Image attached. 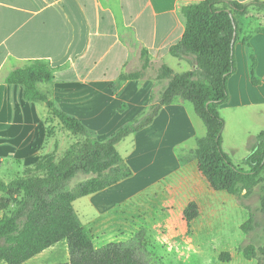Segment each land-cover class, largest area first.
<instances>
[{
  "label": "crops",
  "instance_id": "1",
  "mask_svg": "<svg viewBox=\"0 0 264 264\" xmlns=\"http://www.w3.org/2000/svg\"><path fill=\"white\" fill-rule=\"evenodd\" d=\"M201 1L205 0H0V163L19 174L55 152L57 145V140L49 142L43 135L50 118L46 103L26 101L22 86L7 84L11 72L33 61L49 62L53 80L41 84L40 90L105 140L148 112L168 84L156 75L121 81L122 74L131 72L134 58L139 61L147 52L152 66L167 65L178 73L192 70L170 50L186 30L183 7ZM236 19L237 70L229 79L230 99L220 113L226 121L223 148L238 165L235 154L243 152L245 161L264 131V11L251 10ZM206 134L193 105L177 100L118 145L119 150L129 143L124 154L119 152L132 176L80 198L97 212L82 223L96 247L131 239L141 213H148V224L149 218L153 224L165 219L158 215L163 201L157 190L180 173L201 181L209 197L232 198L225 191H210L198 175L194 154ZM166 184L164 188L172 187ZM195 200L202 216L203 207ZM222 207L228 210L226 204Z\"/></svg>",
  "mask_w": 264,
  "mask_h": 264
},
{
  "label": "trees",
  "instance_id": "2",
  "mask_svg": "<svg viewBox=\"0 0 264 264\" xmlns=\"http://www.w3.org/2000/svg\"><path fill=\"white\" fill-rule=\"evenodd\" d=\"M254 8L264 11V2L205 0L183 7L186 30L170 53L188 62L192 70L178 73L162 65L158 79L168 84L159 97L154 98L150 110L105 140H100L79 119L60 110L40 90L41 84L53 80L49 62L33 61L10 73L7 84L22 86L28 102L46 103L49 119H57L77 139L61 159H57L55 151L43 155L33 168L9 182L0 178L3 194L0 197V263L24 264L66 242L70 261L65 264H147L148 254H151L145 246L148 213L140 214L138 231L131 239L98 248L93 235L82 224L74 203L131 177L133 172L118 145L149 126L162 107L177 100L191 103L207 129L206 136L198 140L194 154L200 179L212 192L225 191L235 196L248 210L249 218L241 227L245 234L264 230V131L245 159L248 169L238 166L223 148L226 121L220 113V107L230 99L229 79L237 70L235 43L239 39V25L236 17L246 16ZM147 58L148 53L144 52L143 59ZM145 67L146 63L143 69ZM140 77L141 73L130 72L122 74L120 80ZM81 177L84 178L79 180ZM258 188L261 190L260 207L255 210L246 205L245 200ZM162 208L168 212L175 209L164 207V201ZM177 216L183 225H190L199 216L196 200L188 199ZM135 220L131 221L134 226ZM240 250L247 260L258 259L257 264H264V247L257 250L249 245ZM225 257L230 259L231 254H221L220 260Z\"/></svg>",
  "mask_w": 264,
  "mask_h": 264
},
{
  "label": "rangeland",
  "instance_id": "3",
  "mask_svg": "<svg viewBox=\"0 0 264 264\" xmlns=\"http://www.w3.org/2000/svg\"><path fill=\"white\" fill-rule=\"evenodd\" d=\"M145 63L146 67L143 69ZM132 64L133 67L129 68L131 73H141L142 76L156 75L158 78L160 67L152 66L148 58L145 60L141 56L139 61L134 58ZM162 88L164 90L166 86L164 85ZM163 90H160L159 95ZM47 125L48 127L43 130V135L47 139L50 138L49 142H53L52 138L57 140L55 155L59 160L64 152L76 142L77 138L67 131L57 119H49ZM96 135L99 138L97 133ZM126 145L119 148L123 154ZM242 154L243 152L235 154V159L239 166L245 168V156L243 157ZM5 165V163H0V178L9 182L24 174L27 169L33 168L36 163L26 167L19 174L15 171H8L5 169ZM83 178L81 177L79 180ZM166 183H172L171 195L168 193L171 188H164L167 186ZM159 186L161 189L157 191L161 193L159 196L164 201V207L169 206L175 209L167 213L160 210L158 215L165 216V219L157 221L155 224H153V219L149 218V226L145 229V246L151 254H148L147 264H257L258 259L247 260L240 247L254 245L257 250L264 247V230L261 228L249 235L242 231L241 227L248 220L249 212L235 196L232 198L228 196V200L219 197V195L209 197L204 193L206 189L201 181L186 179L183 173L173 176ZM190 198L199 199L203 207V215L201 216L199 213L200 216L190 225H183L177 214ZM260 199L261 190L258 188L245 202L246 205L256 210L260 207ZM230 200H232V205H230ZM86 202H88L87 199H79L74 204L83 224L97 215L94 208ZM222 204L228 206L227 211L221 209L223 208ZM260 219L262 218L259 215ZM223 253H230L231 258L225 257L221 261L220 256ZM69 261L68 245L64 242L24 264H65ZM0 264L6 263L1 262Z\"/></svg>",
  "mask_w": 264,
  "mask_h": 264
}]
</instances>
